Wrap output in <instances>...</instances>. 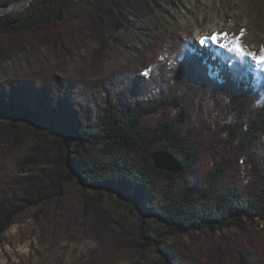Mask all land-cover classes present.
Segmentation results:
<instances>
[{
	"label": "trees",
	"instance_id": "1",
	"mask_svg": "<svg viewBox=\"0 0 264 264\" xmlns=\"http://www.w3.org/2000/svg\"><path fill=\"white\" fill-rule=\"evenodd\" d=\"M17 1L0 0V6ZM76 1L32 0L30 6L42 11L27 20L0 18V59L17 51L15 40L4 39H39L62 27ZM82 1L88 5L84 20L71 33L97 39L99 59L129 21L158 7L157 0ZM199 48L164 32L142 47L135 61L114 66L98 80L83 71L43 70L0 79V154L32 134L51 140L45 152L51 168L44 175H18L0 184V234L28 209L59 208L73 183L94 193L83 196L77 218L106 254L108 263L100 264H109L112 251L124 245L152 247L158 264H202L168 238L218 226L244 236L250 222L264 220V192L243 198L214 155L219 139L241 134L239 146L249 148L264 137V81L254 83L245 63L230 58L227 74L216 81L212 63L195 51ZM146 67L148 77L138 74ZM97 85L106 92L103 102ZM156 87L161 89L156 95L143 93ZM147 128L153 129L151 136ZM159 151L174 156L180 168L159 167L154 159ZM106 192L139 205L149 221L137 224L133 236L122 233L102 204ZM243 236L240 264H260Z\"/></svg>",
	"mask_w": 264,
	"mask_h": 264
},
{
	"label": "rangeland",
	"instance_id": "2",
	"mask_svg": "<svg viewBox=\"0 0 264 264\" xmlns=\"http://www.w3.org/2000/svg\"><path fill=\"white\" fill-rule=\"evenodd\" d=\"M31 1L24 9L2 13L0 18L13 15L22 22L42 11L31 7ZM157 1L158 7L139 13L129 21L127 28L119 30L107 42V50L99 59L97 39L89 36L78 38L76 31L71 33L84 20L88 7L84 1L78 0L71 7V18L62 27L52 29L39 39H19L16 36L15 39H4L15 40L14 50L17 51L0 59V79L43 70L74 74L83 71L98 80L114 66L135 61L142 47L151 43L157 34L174 32L191 46L197 44L200 47L195 51L212 63V75L216 81L221 82L227 74L228 58L244 62L249 73L255 76L254 83H258V79L264 81V63L259 61L264 56V0ZM215 25L220 27L216 26L218 30L214 34L220 37L217 42H213V35L209 34ZM197 35L204 38L206 45L203 41H195ZM237 45L243 54L231 50ZM139 73L148 77L150 68H138ZM96 91L98 101L103 102L107 96L105 90L97 85ZM160 91L156 87L143 93L149 96ZM146 132L151 136L153 129L147 128ZM48 138L32 134L9 154H0V184L18 175H44L51 168L50 156L45 155L50 150L51 140ZM240 138L241 134L235 139L217 140L214 155L217 162L226 166L228 179L240 187L241 196L254 199L264 192V137L249 148L239 146ZM157 160L161 163L158 156ZM85 194L94 193L73 183L59 208L55 209L51 204L43 207L44 212L31 208L20 213L15 222L0 234V264L106 262L103 249L87 237L78 224L77 217ZM102 198V204L118 221L115 227L124 234L133 236L137 224L149 221L139 205L124 200L117 193L106 192ZM68 214L71 216L69 219L66 218ZM246 235L251 241L252 252H258L260 264H264V220L256 218L250 222ZM242 236L234 228L218 226L216 229L176 233L168 241L179 243L202 264H240L239 242ZM109 264H158V256L152 247L143 249L138 245V250H135L124 245L112 251Z\"/></svg>",
	"mask_w": 264,
	"mask_h": 264
},
{
	"label": "water",
	"instance_id": "3",
	"mask_svg": "<svg viewBox=\"0 0 264 264\" xmlns=\"http://www.w3.org/2000/svg\"><path fill=\"white\" fill-rule=\"evenodd\" d=\"M12 4H10V5H12ZM157 156L159 157L161 163L158 162ZM154 159H155L157 165L161 168L170 169V170H178L180 168V163L178 162V160L174 156H172L171 154H169L165 151L157 152L154 155Z\"/></svg>",
	"mask_w": 264,
	"mask_h": 264
},
{
	"label": "bare ground",
	"instance_id": "4",
	"mask_svg": "<svg viewBox=\"0 0 264 264\" xmlns=\"http://www.w3.org/2000/svg\"><path fill=\"white\" fill-rule=\"evenodd\" d=\"M28 1L29 0H21L17 3H13L12 5L0 7V14H2V13L5 14V13L11 12V11H20L26 7ZM216 26L217 25H215L211 28V31L209 32V34L211 33L210 35H214L217 32V30H218L217 27H219V26H217V27ZM197 36L198 37H195V41H203L202 43H204V45H206L204 38L200 37L199 35H197Z\"/></svg>",
	"mask_w": 264,
	"mask_h": 264
},
{
	"label": "snow or ice",
	"instance_id": "5",
	"mask_svg": "<svg viewBox=\"0 0 264 264\" xmlns=\"http://www.w3.org/2000/svg\"><path fill=\"white\" fill-rule=\"evenodd\" d=\"M211 39H212L213 42H217V41L220 39V37L217 36V35H213V36L211 37ZM224 47H226V45H224ZM231 50L243 54L242 49L240 48L239 45H237L235 48H233V49H231ZM259 61H260L261 63H264V56L260 57V58H259Z\"/></svg>",
	"mask_w": 264,
	"mask_h": 264
}]
</instances>
